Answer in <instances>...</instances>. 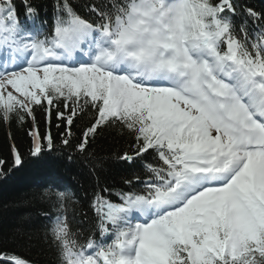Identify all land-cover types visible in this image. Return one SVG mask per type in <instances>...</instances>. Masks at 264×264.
<instances>
[{
	"label": "snow or ice",
	"instance_id": "6c2138e0",
	"mask_svg": "<svg viewBox=\"0 0 264 264\" xmlns=\"http://www.w3.org/2000/svg\"><path fill=\"white\" fill-rule=\"evenodd\" d=\"M22 2L23 20L0 0V123L93 181L42 193L56 264H264V8L54 0L47 15ZM106 133L133 169L118 183L93 150ZM0 264L32 262L0 249Z\"/></svg>",
	"mask_w": 264,
	"mask_h": 264
},
{
	"label": "trees",
	"instance_id": "16d2710c",
	"mask_svg": "<svg viewBox=\"0 0 264 264\" xmlns=\"http://www.w3.org/2000/svg\"><path fill=\"white\" fill-rule=\"evenodd\" d=\"M74 2L79 5L85 0ZM246 2L257 9L264 8V0ZM35 3L40 4L47 15L51 14L54 0H35ZM16 4L23 19L22 0H16ZM37 116L43 129V114L37 113ZM84 122L81 120L78 123L82 126ZM73 130L78 134V129ZM52 132L57 134L54 126ZM13 143L24 156L22 166H13ZM30 144L31 140L25 129H21L16 123H0V160L5 161L2 167L6 173L0 176V249L17 253L32 264H56V252L44 240L47 220L42 213L48 210V204L41 199L42 193L50 182L55 181L60 185H70L78 195L83 196V190H90L93 181L78 162L69 163L59 152L32 157L29 154ZM125 147L124 139L108 133L97 139L93 150L108 161L104 171L100 173L102 179L118 183L122 176L133 170L114 158L115 153Z\"/></svg>",
	"mask_w": 264,
	"mask_h": 264
}]
</instances>
